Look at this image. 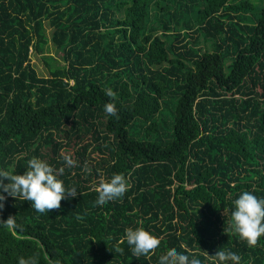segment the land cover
Wrapping results in <instances>:
<instances>
[{
	"label": "trees",
	"instance_id": "trees-1",
	"mask_svg": "<svg viewBox=\"0 0 264 264\" xmlns=\"http://www.w3.org/2000/svg\"><path fill=\"white\" fill-rule=\"evenodd\" d=\"M33 157L77 196L40 213L4 193L22 230L0 227V264H264V237L231 230L233 201L264 197V0H0V169ZM114 174L127 191L97 206ZM129 227L157 252L133 255Z\"/></svg>",
	"mask_w": 264,
	"mask_h": 264
},
{
	"label": "clouds",
	"instance_id": "clouds-1",
	"mask_svg": "<svg viewBox=\"0 0 264 264\" xmlns=\"http://www.w3.org/2000/svg\"><path fill=\"white\" fill-rule=\"evenodd\" d=\"M109 97L114 96L111 90L106 92ZM104 111L108 115H116L114 103H106ZM65 166H72L74 161L71 156L63 157ZM86 170V168H85ZM63 171V168L60 169ZM8 183H4V180ZM128 183L123 174H114L107 182H102L95 189L98 198L95 201L97 206H103L107 202L122 197L127 191ZM77 188H66L63 181L58 177L53 166L39 158L33 157L28 160V166L23 174H12L0 169V210L4 208V201L8 197L22 198L31 202V207L37 212L44 213L52 209H58L61 201L67 197L75 198ZM0 227L7 229H21L16 223L15 217L0 219ZM231 230L242 240H246L249 246H254L258 240L264 237V197H258L252 192L244 191L233 201V211L231 213ZM124 239L130 246L133 255L151 257L157 252L160 241L151 235L143 227L125 230ZM209 255V254H208ZM210 256V255H209ZM214 264H240L241 256L233 251H225L220 248L214 255L210 256ZM17 264H39L36 256L27 258L18 257ZM59 264V261H57ZM158 264H202L199 258H189L188 254L170 250L166 256L159 258Z\"/></svg>",
	"mask_w": 264,
	"mask_h": 264
},
{
	"label": "rangeland",
	"instance_id": "rangeland-1",
	"mask_svg": "<svg viewBox=\"0 0 264 264\" xmlns=\"http://www.w3.org/2000/svg\"><path fill=\"white\" fill-rule=\"evenodd\" d=\"M53 57H58L56 53H54V51H52L50 53ZM32 63L34 64L35 68L37 69V71L43 75V76H47L48 75V70L47 67L45 66V64L43 63L42 59L40 57L38 58H32Z\"/></svg>",
	"mask_w": 264,
	"mask_h": 264
}]
</instances>
